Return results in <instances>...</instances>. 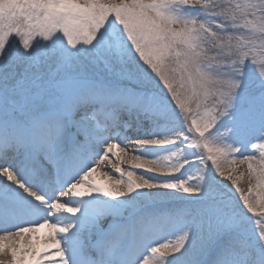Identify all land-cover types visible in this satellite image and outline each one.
I'll use <instances>...</instances> for the list:
<instances>
[{
  "label": "snow or ice",
  "instance_id": "snow-or-ice-1",
  "mask_svg": "<svg viewBox=\"0 0 264 264\" xmlns=\"http://www.w3.org/2000/svg\"><path fill=\"white\" fill-rule=\"evenodd\" d=\"M0 264H264V0H0Z\"/></svg>",
  "mask_w": 264,
  "mask_h": 264
},
{
  "label": "bare ground",
  "instance_id": "bare-ground-1",
  "mask_svg": "<svg viewBox=\"0 0 264 264\" xmlns=\"http://www.w3.org/2000/svg\"><path fill=\"white\" fill-rule=\"evenodd\" d=\"M121 147L123 148L124 146L122 145ZM132 147H134V145H133ZM131 151H132V148L130 147V148H129V152L131 153ZM246 154H251V153H246ZM129 158H130V157H125V163H124V165H123V166L125 167V170H127V165H128V160H129ZM103 171H105V172H109V174H110L113 178H115V179H119V176H118L114 171H112L110 168L105 167V168H103ZM246 172H247V167H246V165H240V167L238 168L237 173H236L237 175H238L239 173H245V177L242 178L241 181H240V187H241L242 189H244L245 191H247V188H248V186H249V181L247 180ZM237 195H238V194H237Z\"/></svg>",
  "mask_w": 264,
  "mask_h": 264
}]
</instances>
